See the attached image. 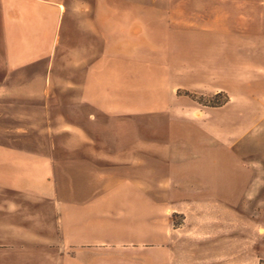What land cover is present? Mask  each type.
Returning <instances> with one entry per match:
<instances>
[{
  "label": "rangeland",
  "instance_id": "obj_1",
  "mask_svg": "<svg viewBox=\"0 0 264 264\" xmlns=\"http://www.w3.org/2000/svg\"><path fill=\"white\" fill-rule=\"evenodd\" d=\"M108 9L101 66L0 88V264H264V0ZM82 100L139 116L115 153Z\"/></svg>",
  "mask_w": 264,
  "mask_h": 264
},
{
  "label": "crops",
  "instance_id": "obj_2",
  "mask_svg": "<svg viewBox=\"0 0 264 264\" xmlns=\"http://www.w3.org/2000/svg\"><path fill=\"white\" fill-rule=\"evenodd\" d=\"M108 1L160 10H169L173 4V0H0V66L5 72V82L0 88H13V83L6 81L14 79L25 80L28 86V70L54 60L59 54L67 57L73 67L101 66V60L108 56ZM34 73L29 77L37 79L42 75V72ZM69 107V126L93 139L106 136L110 139L106 143L111 145L100 148L106 153H115L122 145V122L134 126L139 118L120 117L91 100L78 101ZM86 108L91 110L88 119ZM99 115L105 119L102 121ZM228 190L231 191L229 187Z\"/></svg>",
  "mask_w": 264,
  "mask_h": 264
}]
</instances>
